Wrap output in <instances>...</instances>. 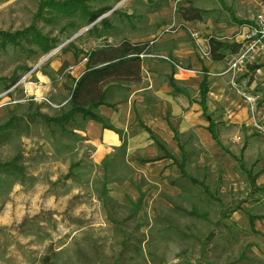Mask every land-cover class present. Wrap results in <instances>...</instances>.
Instances as JSON below:
<instances>
[{"label":"rangeland","instance_id":"374dc122","mask_svg":"<svg viewBox=\"0 0 264 264\" xmlns=\"http://www.w3.org/2000/svg\"><path fill=\"white\" fill-rule=\"evenodd\" d=\"M263 3L0 0V264H264V49L244 38ZM209 37L241 42L218 72ZM123 42L149 53L93 108L109 127L55 120L86 55ZM210 74L226 76L202 111Z\"/></svg>","mask_w":264,"mask_h":264},{"label":"trees","instance_id":"16d2710c","mask_svg":"<svg viewBox=\"0 0 264 264\" xmlns=\"http://www.w3.org/2000/svg\"><path fill=\"white\" fill-rule=\"evenodd\" d=\"M102 12L95 13L90 19H94ZM183 15L186 20L196 21L201 19V10L192 5L185 7ZM10 39V38H9ZM11 40V39H10ZM209 51L211 58L220 60L225 57L226 50L229 53H235L239 50V43L222 42L215 38H208ZM42 49L47 52L51 47L48 43H43ZM149 53V46L145 44H131L129 42H123L119 45H111L108 47H100L93 49L86 55L85 68L82 73L77 77L74 87L72 88L69 105L70 108L65 115L58 117L55 120L61 122L62 119L67 120L72 118L75 113H80L84 117L92 119L94 121L102 123L104 127H109L103 117L96 113L93 108L103 104L108 107H114V104L108 103L106 98L107 88L111 82L116 81H137L140 79V55L141 53ZM170 85L175 90H179L175 87L173 79H170ZM208 85L205 81V76L200 83V104L205 110V94L207 92ZM12 125H3V129ZM151 134L150 129H147ZM208 130L212 138L218 141L215 125L210 122ZM153 138V136H152ZM159 147L163 150V157H170L171 155L165 149V147L154 138ZM159 158V157H158ZM152 160V159H148ZM146 161V160H145ZM16 165V164H15ZM255 177H252V184H255ZM261 218V215L247 214V219L250 227L253 231L258 232L255 229V219ZM48 264V257L44 258V263Z\"/></svg>","mask_w":264,"mask_h":264},{"label":"crops","instance_id":"0c3cea01","mask_svg":"<svg viewBox=\"0 0 264 264\" xmlns=\"http://www.w3.org/2000/svg\"><path fill=\"white\" fill-rule=\"evenodd\" d=\"M165 40V39H164ZM235 43H239V44H241V42L240 41H236ZM170 44H172V42L170 43ZM171 49V51H173V52H175V53H177V52H179V51H182V49H181V47L180 46H176V47H170ZM143 57L142 56H140V79H141V67L143 66ZM207 65V67H208V71H215V72H218V71H221V70H223L224 68H225V63L223 62V60L222 59H220V60H215V59H212V60H209V62L208 63H206ZM263 66V65H262ZM257 67V66H256ZM260 68H262V67H260L259 66V68H257V70L258 69H260ZM204 76H205V81H206V83H207V85H208V89H207V92H206V94H205V110L203 109V107H202V105L200 104V100H201V94H200V83L202 82V80H203V78H204ZM224 76H226V75H221V76H218V77H213V75H211L210 74V76L208 75H203L202 76V79H201V81H200V83H199V94H200V99L199 100H197V103L201 106V109H202V111H206V109H207V105H206V101H207V98H208V94L209 93H211L212 91H214V92H216L217 93V91L219 92V89H220V83L224 80ZM139 79V80H140ZM139 80H137V81H126V82H128V83H134V82H138ZM255 81H257V79H253L252 80V82H254L255 83ZM251 82V83H252ZM170 85V84H169ZM173 89H174V87L172 86V85H170ZM251 86V85H250ZM175 90V89H174ZM176 91H179V92H181V93H185L183 90H176ZM108 103H110L109 101H107ZM111 104H114V103H111ZM106 106V105H105ZM112 108V107H111ZM114 108H115V104H114ZM209 120V124L208 125H210V122L211 123H213L214 125H216V123L213 121V120H211V119H208Z\"/></svg>","mask_w":264,"mask_h":264},{"label":"built area","instance_id":"2783aa9c","mask_svg":"<svg viewBox=\"0 0 264 264\" xmlns=\"http://www.w3.org/2000/svg\"><path fill=\"white\" fill-rule=\"evenodd\" d=\"M193 36H196L195 33H192ZM197 38V37H196ZM244 38L247 41V47L254 50V47L256 49H264V3L261 5L258 13L255 16V19L253 21V24L247 29L245 32ZM201 43H205L208 45V39L207 41L204 39H200ZM140 56L143 55V53L139 54ZM243 57L242 54H239V58L235 59L234 62L231 63V67L237 66V64L240 62V59Z\"/></svg>","mask_w":264,"mask_h":264}]
</instances>
